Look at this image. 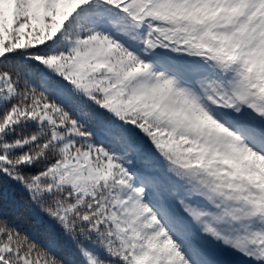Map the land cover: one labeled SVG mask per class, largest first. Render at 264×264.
<instances>
[{
	"label": "snow or ice",
	"instance_id": "obj_1",
	"mask_svg": "<svg viewBox=\"0 0 264 264\" xmlns=\"http://www.w3.org/2000/svg\"><path fill=\"white\" fill-rule=\"evenodd\" d=\"M0 264H264V0H0Z\"/></svg>",
	"mask_w": 264,
	"mask_h": 264
}]
</instances>
